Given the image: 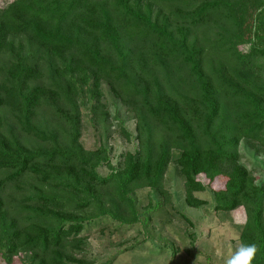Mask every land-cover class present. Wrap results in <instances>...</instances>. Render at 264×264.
Wrapping results in <instances>:
<instances>
[{
    "label": "trees",
    "instance_id": "trees-1",
    "mask_svg": "<svg viewBox=\"0 0 264 264\" xmlns=\"http://www.w3.org/2000/svg\"><path fill=\"white\" fill-rule=\"evenodd\" d=\"M164 1L174 11L156 16L142 0H14L0 9V57L8 56L0 71V193L25 190L27 175L37 182L17 211L0 194L6 264L22 254L28 264H86L74 254L85 225L105 216L137 223L133 194L145 187L164 194L172 162L191 207L205 204L194 193L224 179L212 188L215 209H245L241 244L255 243L253 264H264V186L239 154L243 139L264 147V0L254 9L249 0ZM219 15L228 24L212 40L191 39L192 28ZM44 69L51 85L40 82ZM103 82L136 119L137 146L116 165L105 145L86 150L81 142L77 100L91 85L100 101ZM45 105L57 115L55 128L36 123ZM5 110L18 134L6 128ZM23 135L42 145L27 146Z\"/></svg>",
    "mask_w": 264,
    "mask_h": 264
},
{
    "label": "rangeland",
    "instance_id": "rangeland-1",
    "mask_svg": "<svg viewBox=\"0 0 264 264\" xmlns=\"http://www.w3.org/2000/svg\"><path fill=\"white\" fill-rule=\"evenodd\" d=\"M13 1L0 0V9ZM260 1L249 0L250 8L254 9ZM142 4L150 5L155 16L174 11L164 0H142ZM227 22L223 16H214L204 25L192 28L190 37L201 44L206 43ZM20 40L17 39V42ZM7 60L8 56L0 57V71L8 65ZM40 82L43 85L53 82L52 75L46 69ZM90 87L84 86V92L77 100L82 116L81 142L86 150L105 145L110 149L112 163L116 165L123 153L134 151L137 146L134 138L135 113L132 107L125 105L113 93L106 82L100 88V101L92 95ZM4 117L6 128L15 127L18 134L17 121L10 111L5 110ZM57 120L55 112L45 105L38 112L36 123L41 127L55 128L58 126ZM122 127L132 135L131 141L123 135ZM22 140L29 147L42 145L26 135H23ZM239 154L240 163L249 170L257 184L264 186V147L258 142L243 139L239 144ZM108 171L107 167L100 169L103 175ZM199 179L208 183L203 176ZM23 180H28L22 185L25 190L10 188L0 193L10 211H17L22 196L37 191L34 190L37 183L34 176L27 175ZM223 184L224 179H221L206 191L194 193L205 204L199 208L191 207L186 202L185 180L176 163L172 162L165 174L164 194L146 187L137 189L133 194L139 217L137 223L125 225L106 216L93 219L79 235L81 250H74V254L85 260L86 264H100L111 258L112 264H225L226 258L241 244L240 231L246 222V212L243 207L230 213L215 209L212 188ZM29 257L22 254L14 258L12 264H28ZM0 264H6L1 255Z\"/></svg>",
    "mask_w": 264,
    "mask_h": 264
},
{
    "label": "clouds",
    "instance_id": "clouds-1",
    "mask_svg": "<svg viewBox=\"0 0 264 264\" xmlns=\"http://www.w3.org/2000/svg\"><path fill=\"white\" fill-rule=\"evenodd\" d=\"M258 248L255 243L240 244L236 251L226 258L225 264H253Z\"/></svg>",
    "mask_w": 264,
    "mask_h": 264
}]
</instances>
